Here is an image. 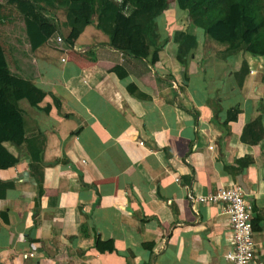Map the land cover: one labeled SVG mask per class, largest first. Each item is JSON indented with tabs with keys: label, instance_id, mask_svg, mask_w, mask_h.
Segmentation results:
<instances>
[{
	"label": "crops",
	"instance_id": "0c3cea01",
	"mask_svg": "<svg viewBox=\"0 0 264 264\" xmlns=\"http://www.w3.org/2000/svg\"><path fill=\"white\" fill-rule=\"evenodd\" d=\"M157 25L154 63L156 48L130 57L96 23L73 46L61 26L36 51L20 30L15 75L47 96L19 107L31 145L38 134L46 144L41 163L15 148L24 156L0 169V264H232L228 217L217 204L194 211L189 196L234 185L253 206L255 264H264V57L222 58L227 46L175 1ZM175 32L197 39L186 66ZM259 116L262 127L242 138ZM246 157L233 177L226 167Z\"/></svg>",
	"mask_w": 264,
	"mask_h": 264
},
{
	"label": "trees",
	"instance_id": "16d2710c",
	"mask_svg": "<svg viewBox=\"0 0 264 264\" xmlns=\"http://www.w3.org/2000/svg\"><path fill=\"white\" fill-rule=\"evenodd\" d=\"M172 1L187 13L189 23L204 29L207 39L227 46L222 58L242 56V53L264 57V0H0V24L8 17V8L16 9L31 49L36 51L60 32L61 26L55 21V15L63 9L66 11L63 26L70 32L65 40L69 46L74 45L87 26L96 23L98 29L109 35L112 47L130 57L146 59L151 48H156L154 63L159 60L157 19L169 9ZM173 41L178 44L177 60L186 66L197 43L196 37L186 32H175ZM241 70L235 73L237 77ZM46 96L28 79L11 72L6 51L0 42V169L16 166L20 161L16 156H24L20 150L14 153L15 148L25 147L26 155L39 156L41 163L45 138L38 134V146L31 145L19 102L28 100L31 106L39 107ZM57 105L60 106L59 103ZM46 111L49 113L51 108ZM238 113L239 110L229 112L226 124L235 120ZM260 127L262 116L246 126L242 138ZM262 138L263 135L258 134L253 143ZM32 159L34 161V157ZM251 163L252 159L246 157L236 160L226 169L237 178ZM102 244L100 241L97 243L99 251L104 250ZM103 246H109L111 252L115 249L113 243Z\"/></svg>",
	"mask_w": 264,
	"mask_h": 264
},
{
	"label": "built area",
	"instance_id": "2783aa9c",
	"mask_svg": "<svg viewBox=\"0 0 264 264\" xmlns=\"http://www.w3.org/2000/svg\"><path fill=\"white\" fill-rule=\"evenodd\" d=\"M58 41L62 42V38ZM143 144L142 142L141 145ZM189 200L195 211L196 204L220 205L231 227V250L226 256L227 260L232 264H255L257 250L253 239L254 209L242 186L221 188L207 195L191 194Z\"/></svg>",
	"mask_w": 264,
	"mask_h": 264
},
{
	"label": "rangeland",
	"instance_id": "374dc122",
	"mask_svg": "<svg viewBox=\"0 0 264 264\" xmlns=\"http://www.w3.org/2000/svg\"><path fill=\"white\" fill-rule=\"evenodd\" d=\"M8 17L5 21H3L0 24V42L2 43V46L4 47L9 65L11 67L12 72L15 74L17 73V67L15 64V48L16 45L19 44V35L23 37V34L20 33V30L23 29L22 26V19L19 16L18 12L14 8H8L7 9ZM10 18V19H9ZM56 22H59V20H66V11L63 9H60L57 14L55 15ZM66 22V21H65ZM59 24V23H58ZM64 24V23H63ZM60 25V24H59ZM63 29L68 30V28H65L62 24Z\"/></svg>",
	"mask_w": 264,
	"mask_h": 264
},
{
	"label": "bare ground",
	"instance_id": "6f19581e",
	"mask_svg": "<svg viewBox=\"0 0 264 264\" xmlns=\"http://www.w3.org/2000/svg\"><path fill=\"white\" fill-rule=\"evenodd\" d=\"M178 181V180H177ZM195 211V210H194ZM254 232V231H253ZM256 247V246H255Z\"/></svg>",
	"mask_w": 264,
	"mask_h": 264
}]
</instances>
